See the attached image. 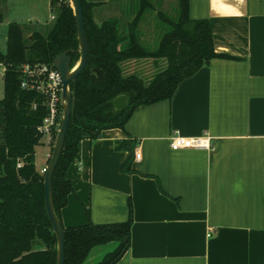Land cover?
<instances>
[{
	"label": "crops",
	"instance_id": "0c3cea01",
	"mask_svg": "<svg viewBox=\"0 0 264 264\" xmlns=\"http://www.w3.org/2000/svg\"><path fill=\"white\" fill-rule=\"evenodd\" d=\"M108 14L98 22H129ZM190 16L210 22L216 52L230 58L212 59L171 100L136 109L125 130L81 141L68 170L65 228L126 222L131 200L130 249L116 264H264V0H190ZM176 133L208 135L210 149L173 150ZM126 140L136 173L122 170Z\"/></svg>",
	"mask_w": 264,
	"mask_h": 264
},
{
	"label": "trees",
	"instance_id": "16d2710c",
	"mask_svg": "<svg viewBox=\"0 0 264 264\" xmlns=\"http://www.w3.org/2000/svg\"><path fill=\"white\" fill-rule=\"evenodd\" d=\"M176 1V18L158 12L166 30L158 48L149 51L142 45L139 32L145 13L155 9L151 0H139L135 17L125 25L118 18L99 23L96 9L101 4L82 0L88 63L84 73L70 85L71 121L53 179V203L60 220L69 196L75 193L68 170L78 159L81 141L98 140L106 130H125L136 109L171 100L179 84L212 59L230 58L216 52L210 22L191 18L190 0ZM1 4L0 0V7ZM51 7L57 16L46 34L33 30L26 38V28L10 23L6 53L0 52V63L6 66L5 95L0 99V264L57 262V237L45 204V172L36 166V147L43 138L39 128L47 110L40 95L21 88L20 71L24 64L52 65L66 51H71V68L80 60L70 0H51ZM3 19L0 10V23ZM142 59L166 60L167 68L150 82L136 75H124V63ZM95 69L103 70L107 78L98 79ZM120 95H126L128 102L122 110H116L113 101ZM57 134H52L54 141ZM135 146L132 140L118 144V148L129 151L122 168L126 173H136L132 168ZM128 203L126 222L94 224L89 220L81 226L64 227L65 264H84L95 247L110 244L115 245L114 250L97 264L118 263L130 249L133 206L131 200Z\"/></svg>",
	"mask_w": 264,
	"mask_h": 264
},
{
	"label": "rangeland",
	"instance_id": "374dc122",
	"mask_svg": "<svg viewBox=\"0 0 264 264\" xmlns=\"http://www.w3.org/2000/svg\"><path fill=\"white\" fill-rule=\"evenodd\" d=\"M1 1L0 10L3 13L4 19L3 22L0 23V52H5L7 49V30L10 23L16 22L26 28L25 37L28 38L31 36L33 30H39L46 34L57 16V11L52 10L50 6V0ZM93 1L100 3L103 0ZM151 2L155 5V9L154 11L150 10L145 13L141 21L139 33L142 45L147 50L154 51L158 48L160 40L166 30V24L159 19L158 12H163L170 18H176L178 14V4L176 0H151ZM134 3H136V0H123V4L120 5L123 12L119 10L118 12L116 9L120 7L117 6L108 5L105 8L106 10L101 7L96 9V17L102 21L103 16L109 13L126 19V22L131 21L137 13L139 1L137 6H135ZM133 9L136 12H131ZM104 11H106V13H104ZM39 22L40 24H38ZM166 64V60H159L157 65L153 64L152 59L134 60L124 63L123 71L125 76L136 75L145 82H150L156 74L166 69ZM4 95V77L0 76V99H3ZM55 141L53 137L45 135L40 145L36 147V166L39 171L43 168L46 169L48 165V162L46 163V154L50 153V159ZM51 143L52 145L50 146ZM44 172L45 170H42V173ZM114 248L113 244L95 247L84 264H97L101 262L108 253L114 250Z\"/></svg>",
	"mask_w": 264,
	"mask_h": 264
},
{
	"label": "water",
	"instance_id": "95a60500",
	"mask_svg": "<svg viewBox=\"0 0 264 264\" xmlns=\"http://www.w3.org/2000/svg\"><path fill=\"white\" fill-rule=\"evenodd\" d=\"M71 7L74 11V17L76 20L78 41L80 47V60L77 64L71 68V51H66L59 54L54 62V68L61 74L63 80V93H62V120L60 128L56 137L55 145L53 148L52 156L45 169V204L49 219L51 221L53 231L57 237V262L56 264H65L66 259V238L65 228L62 220L59 219L56 214L53 203V179L62 157L67 133L71 121L72 115V92L70 85L76 79H78L85 71L88 63V42L85 29L84 11L82 6V0H70ZM98 79L105 80L107 78L105 72L101 69H95ZM128 102L126 95L118 96L114 101L116 110H122Z\"/></svg>",
	"mask_w": 264,
	"mask_h": 264
},
{
	"label": "built area",
	"instance_id": "2783aa9c",
	"mask_svg": "<svg viewBox=\"0 0 264 264\" xmlns=\"http://www.w3.org/2000/svg\"><path fill=\"white\" fill-rule=\"evenodd\" d=\"M21 88L32 91L43 98V106L47 110V115L39 128L41 135L52 137L54 132H58L62 120V93L63 80L61 74L54 68L53 64H24L21 69ZM6 66L0 63V76L5 75ZM37 108V104H33ZM210 137H184L179 133L170 138V147L173 150L180 149H210ZM140 159V155H136Z\"/></svg>",
	"mask_w": 264,
	"mask_h": 264
}]
</instances>
